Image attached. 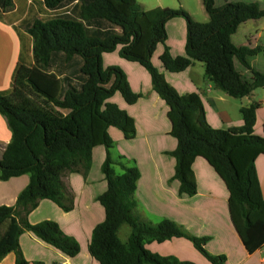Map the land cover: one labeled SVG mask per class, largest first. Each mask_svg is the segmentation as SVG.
I'll list each match as a JSON object with an SVG mask.
<instances>
[{
    "label": "trees",
    "instance_id": "obj_1",
    "mask_svg": "<svg viewBox=\"0 0 264 264\" xmlns=\"http://www.w3.org/2000/svg\"><path fill=\"white\" fill-rule=\"evenodd\" d=\"M40 1L43 12L26 27L10 87L0 92V114L11 133L10 141L0 144V181L29 176L15 205L0 206V261L12 253L14 264H42L24 259L19 246L24 232L66 257L79 254V243L56 222L30 224L27 217L41 200L71 211L73 195L62 178L68 173L85 178L93 149L102 146L105 157L100 169L106 190L96 201L104 210V220L90 235L87 251L92 259L98 264H195L145 248L148 243L184 238L211 264H226L224 255L205 249L209 237L193 236L167 219L152 224L134 214L140 172L134 161L112 156L108 129H117L125 140L135 137L133 119L110 99L119 94L132 105L140 94L131 90L119 67H103L102 55L117 48L121 59L148 73L152 90L168 108L169 134L176 140L169 155L175 160L172 180L179 183L178 195L196 194L192 164L203 158L227 188L230 221L245 250L252 254L259 249L264 244V199L255 168L256 158L264 155V138L254 134L259 104L240 108L241 127L213 129L200 97L178 94L151 57L161 44L158 59L164 71L180 73L199 62L217 90L232 99L248 97L264 88V72L248 63L261 48L237 47L231 37L241 24L263 18L264 9L256 2L221 0L216 6V0H201L208 20L199 23L182 9L144 10L135 0ZM13 7V0H0V15ZM174 18L186 25L184 56L173 57L166 46L165 25ZM234 60L251 73L250 80L236 71ZM122 225L130 228L125 241L118 237Z\"/></svg>",
    "mask_w": 264,
    "mask_h": 264
},
{
    "label": "crops",
    "instance_id": "obj_2",
    "mask_svg": "<svg viewBox=\"0 0 264 264\" xmlns=\"http://www.w3.org/2000/svg\"><path fill=\"white\" fill-rule=\"evenodd\" d=\"M13 2V9L0 15V92L10 87L20 52V39L25 40L26 27L38 18L44 9L40 0H13ZM251 2L261 4L259 0ZM156 7L166 8L162 5ZM153 8L155 7L144 10ZM165 28L166 46L170 54L173 57L184 56L186 41L184 20L171 19L166 23ZM262 40H264V17L241 24L231 37L232 43L237 47H260ZM118 49L102 55L103 67H119L125 73L131 90L140 94V98L132 105L126 104L119 94L120 97L115 94L110 99L133 119L135 137L132 140H125L114 128H109L108 134L114 145L111 149L112 156H122L134 161L140 172L136 185L137 207L134 214L152 224L167 219L193 236L209 237L205 249L212 255H224L226 264H264V244L252 254L245 250L230 221L227 188L203 158H196L192 164L197 186L196 194L192 197L178 195L179 183L172 180L175 160L169 155L176 147V140L169 134L171 125L167 118L168 108L152 90L148 73L138 64L121 59L118 56ZM162 52L163 46L158 44L151 57L153 66L163 74L166 82L178 94L195 93L200 97L205 119L211 128L226 130L241 127L243 122L240 108L256 102L259 107L256 110L254 134L264 138V88H259L258 94L254 90L248 97L232 99L217 90L213 83L206 79L202 63L194 62L180 73L164 71L158 59ZM262 54L264 53L261 48L259 53L248 58L250 67L259 72H264ZM233 63L236 71L244 79H251V73L237 60ZM10 138L11 133L6 120L0 114V144L6 145ZM104 157V148L98 146L92 151L91 167L85 178L78 173H68L62 178L67 191L73 195L71 211L63 212L54 203L41 200L27 217L30 224L44 220L56 222L64 234L73 237L79 243V254L74 258L66 257L31 233L24 232L19 237V246L26 261L42 264H98L88 254L87 245L93 228L104 220V210L96 201L97 196L106 190V182L100 169ZM255 168L260 193L264 199V155L256 158ZM116 170L118 171V168ZM28 182L27 174L0 181V206L13 207L17 196ZM122 227L123 225L118 231V237L121 241H125L130 228L121 238ZM2 231L3 228H0V233ZM145 248L151 253L174 256L180 261L211 264L196 251L190 241L184 238H172L163 243H148ZM0 264H14V254H7Z\"/></svg>",
    "mask_w": 264,
    "mask_h": 264
},
{
    "label": "rangeland",
    "instance_id": "obj_3",
    "mask_svg": "<svg viewBox=\"0 0 264 264\" xmlns=\"http://www.w3.org/2000/svg\"><path fill=\"white\" fill-rule=\"evenodd\" d=\"M228 2H242V3H250L252 0H227ZM261 1L259 5L260 8L264 9V0ZM136 3L144 7V9H149L152 7H156L157 5H162L163 7L169 9H182L188 13V15L196 22L204 23L208 20L205 12L203 11L201 1L200 0H135ZM223 2L221 0H216V6H220ZM257 3V2H256ZM259 25V23H257ZM260 47L263 49L264 53V40L260 42ZM264 58V54H262L261 59ZM247 77V76H246ZM260 91L256 89V94ZM117 96H119L117 94ZM120 97V96H119ZM121 98V97H120ZM129 227L127 225H123L120 231V237H124Z\"/></svg>",
    "mask_w": 264,
    "mask_h": 264
}]
</instances>
